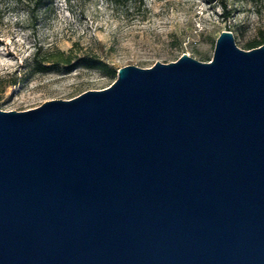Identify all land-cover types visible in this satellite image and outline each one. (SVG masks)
I'll list each match as a JSON object with an SVG mask.
<instances>
[{"label":"water","instance_id":"1","mask_svg":"<svg viewBox=\"0 0 264 264\" xmlns=\"http://www.w3.org/2000/svg\"><path fill=\"white\" fill-rule=\"evenodd\" d=\"M0 264H264V45L0 109Z\"/></svg>","mask_w":264,"mask_h":264},{"label":"rangeland","instance_id":"2","mask_svg":"<svg viewBox=\"0 0 264 264\" xmlns=\"http://www.w3.org/2000/svg\"><path fill=\"white\" fill-rule=\"evenodd\" d=\"M264 43V0H0V109L27 111L110 87L125 66L151 68L187 54L213 59L217 39ZM264 45V44H263ZM63 52L69 65L36 62ZM85 59L100 64L88 68ZM115 71V74H114Z\"/></svg>","mask_w":264,"mask_h":264},{"label":"trees","instance_id":"3","mask_svg":"<svg viewBox=\"0 0 264 264\" xmlns=\"http://www.w3.org/2000/svg\"><path fill=\"white\" fill-rule=\"evenodd\" d=\"M111 3L115 4L116 6H133L136 5L137 3H142L143 0H110ZM264 43H250L247 45V49L251 50L253 48L262 46ZM85 65L88 68H95L97 67L100 62H98V60L95 59H85L83 60ZM54 63V64H65V65H69L71 63V58L65 56V54L63 52H56L54 54L51 55L50 58H47L45 60H43L42 62H36L35 67L38 69V72H46L48 70L47 67L44 66V63ZM115 74V71H114Z\"/></svg>","mask_w":264,"mask_h":264}]
</instances>
